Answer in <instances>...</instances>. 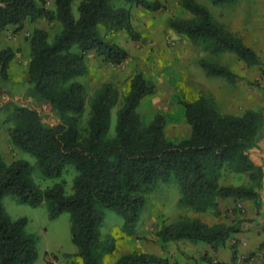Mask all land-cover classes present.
<instances>
[{
    "label": "trees",
    "instance_id": "obj_1",
    "mask_svg": "<svg viewBox=\"0 0 264 264\" xmlns=\"http://www.w3.org/2000/svg\"><path fill=\"white\" fill-rule=\"evenodd\" d=\"M73 1L55 0L52 8L45 0H0V34L9 25L22 31L27 20L44 18L60 23L53 36L38 26L30 32L27 76L36 97L56 110L59 121L49 125L38 109L10 105L5 121L9 123L11 143L34 155L46 177H60L68 166L77 171L71 193L66 192L65 181L42 188L34 181L28 160L7 161L0 153V264H32L38 256L36 236L26 230L28 218L13 219L6 212L3 199L7 194L32 206L45 203L51 218L70 213L71 239L83 264H99L100 251L114 249L111 239L102 236L106 210L120 214L122 230L127 235L134 234L149 195L160 181H169L173 176L180 188L179 203L194 211H212L220 216L221 199L232 198L252 201L259 214L264 208V167L252 159L251 153L263 137L264 109L222 113L206 95L182 101L191 132L187 137L171 140L166 136L162 113L148 124L142 122L139 105L157 91V85L137 72L118 108L115 134L111 135V112L120 94L113 83H104L90 98L84 117L89 97L85 84L77 78L89 71L86 54L94 50L111 64L122 63L128 53L110 35L125 32L138 39L131 5L156 11L163 4L160 0H125L128 6H119L113 0H81L79 16L75 17ZM237 1L212 0L215 4ZM179 2L191 17L169 16L170 28L213 54L234 52L248 66H259L264 75V62L257 51L217 22L207 6L198 0ZM15 56L16 50L11 46L0 49V80L9 77ZM199 64L208 76H221L231 82L240 78L221 62L200 58ZM225 173L246 175L249 182L224 184L221 178ZM251 220L210 224L200 218H180L161 224L156 235L163 244L187 240L209 244L214 251L234 239V262L239 242L234 235L243 230L244 222ZM204 258L213 261L210 256ZM114 264H168V259L155 253L130 252Z\"/></svg>",
    "mask_w": 264,
    "mask_h": 264
},
{
    "label": "rangeland",
    "instance_id": "obj_2",
    "mask_svg": "<svg viewBox=\"0 0 264 264\" xmlns=\"http://www.w3.org/2000/svg\"><path fill=\"white\" fill-rule=\"evenodd\" d=\"M41 1V0H40ZM55 0H45L48 7H54ZM74 0L72 11L79 16L78 4ZM163 7L151 11L137 5H131L132 23L139 32L138 39H133L125 32L110 35L126 49V59L114 65L108 62L96 51L86 54L89 67L87 74L77 79L87 88L88 105L84 117H87L90 98L104 83L111 82L119 91V101L111 112L109 133L115 134L117 111L129 89L132 76L142 72L157 85V91L145 97L139 105L142 122L148 124L157 113L166 118L165 133L171 140H179L189 136L191 127L186 121L182 101H191L200 95H206L214 100L218 111L222 113L242 114L246 109H264V75L259 66H248L231 51L213 54L202 45L194 44L185 35L177 33L167 24L169 16L191 17L180 4L179 0H160ZM207 6L214 19L226 29L240 37L245 44L257 51L264 62V0H238L234 3L215 4L212 0H198ZM115 5H126L125 0H113ZM39 27L47 29L51 36L59 30L58 21L49 22L38 19ZM101 32L104 28L101 26ZM30 30L25 26L22 31H11L15 39L11 43L17 47L14 60L9 68V77L0 80V90L4 92L0 98V153L7 161L15 158L28 160L32 167L34 181L42 188L65 181L67 193L73 191L74 177L77 171L74 166H68L60 177H46L37 166L36 158L29 152L15 148L9 136V123L5 120L9 115V106L23 105L25 94L31 89L27 82L30 48L28 37ZM78 50L77 47L74 48ZM200 58L221 62L236 71L240 78L235 82L221 76H208L199 64ZM9 98L7 102L6 99ZM26 102V101H24ZM35 108V107H34ZM42 119L49 125L59 121L56 110L48 103L36 107ZM252 159L264 167V133L258 146L252 149ZM224 184L248 183L246 175L225 173L221 178ZM264 198V188L261 189ZM180 188L173 176L169 181H160L158 188L148 197L147 205L142 212L134 234L127 235L122 230L123 217L113 210H106V217L101 226L102 236L109 237L114 244L112 251L102 250L99 254V264H114L117 259L130 252H148L161 255L168 259V264H215L226 260L230 264H259L264 261V246L261 247L260 237L264 221V208L260 213L251 216L249 207L242 201H220L222 214L214 212H197L179 203ZM222 200V199H221ZM251 207L254 203L250 201ZM3 205L11 218L22 216L28 218L26 230L36 236L38 251L37 259L32 264H83L78 254V247L71 239L70 213L63 212L55 218L49 216L45 203L32 206L19 202L13 194L5 195ZM256 210V209H255ZM180 218H200L210 224L217 221L235 222L239 219H252L244 222L243 236L236 243L237 258L231 261L234 251V239L220 247L219 253L209 244H192L187 240L163 244L156 235L161 224H168ZM237 238V237H236ZM210 256L209 262L204 257Z\"/></svg>",
    "mask_w": 264,
    "mask_h": 264
},
{
    "label": "crops",
    "instance_id": "obj_3",
    "mask_svg": "<svg viewBox=\"0 0 264 264\" xmlns=\"http://www.w3.org/2000/svg\"><path fill=\"white\" fill-rule=\"evenodd\" d=\"M37 24H38V20H36L34 22L27 20L25 22V29L32 31L34 29V27L38 26ZM15 30H16V26L9 25V26H7V28H5V30H3V32H1V34H0V49L3 47H6V46H11L17 52V47L11 43V40L15 39V37L18 35V34H14V35H16L14 37L11 35V31H15ZM19 33H20V31H19ZM2 94H4V92H2V90H0V98L3 96ZM22 95L25 96V100H23V102H22L23 105H27V106L36 108V107H38V104H46L45 100L39 99L38 97H36V95L34 94L32 89H28L27 92L25 94H22ZM8 100H9V98H7L5 102H7ZM24 101H26V102H24ZM226 200L227 199H222L221 202L222 201L224 202ZM243 203L249 207V212H250L251 216L255 215L256 210L254 207L250 206L251 205L250 200H244ZM246 235H248L247 232L240 231V232L235 233L234 237L235 238L237 237V239H238V238H241V237L246 236ZM257 237L259 238V240L264 242V234H261L260 237L259 236H257ZM219 251H220V249L217 251V253H219ZM221 261H222V263H229L226 260H221Z\"/></svg>",
    "mask_w": 264,
    "mask_h": 264
}]
</instances>
